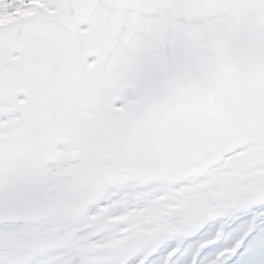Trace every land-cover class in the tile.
<instances>
[{"label": "snow or ice", "instance_id": "obj_1", "mask_svg": "<svg viewBox=\"0 0 264 264\" xmlns=\"http://www.w3.org/2000/svg\"><path fill=\"white\" fill-rule=\"evenodd\" d=\"M0 264H264V0H0Z\"/></svg>", "mask_w": 264, "mask_h": 264}]
</instances>
